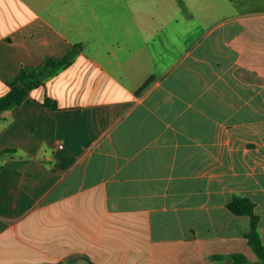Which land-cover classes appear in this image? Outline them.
Returning <instances> with one entry per match:
<instances>
[{
    "label": "crops",
    "instance_id": "1",
    "mask_svg": "<svg viewBox=\"0 0 264 264\" xmlns=\"http://www.w3.org/2000/svg\"><path fill=\"white\" fill-rule=\"evenodd\" d=\"M142 1L0 0V98L81 46L0 118V264L257 263L228 204L264 243V0Z\"/></svg>",
    "mask_w": 264,
    "mask_h": 264
},
{
    "label": "trees",
    "instance_id": "2",
    "mask_svg": "<svg viewBox=\"0 0 264 264\" xmlns=\"http://www.w3.org/2000/svg\"><path fill=\"white\" fill-rule=\"evenodd\" d=\"M80 48V45H74L63 58H47L33 71L21 70L19 76L8 84L9 92L0 98V118L3 112L19 108L28 99L33 89L38 88L46 79L55 75L58 70L69 67L79 53ZM259 81L261 80L259 79ZM150 82L151 79H148L138 92L147 88ZM43 105L51 109L56 108L48 99L44 100ZM13 152L12 149L2 150L0 151V157ZM254 208L255 204L248 198H236L228 204V209L233 214L250 218V229L246 234V239L258 258L256 264H264V243L259 234L260 217L255 213ZM229 258H231L233 264H249L246 257L241 254L231 256L214 255L211 260L221 262Z\"/></svg>",
    "mask_w": 264,
    "mask_h": 264
},
{
    "label": "rangeland",
    "instance_id": "3",
    "mask_svg": "<svg viewBox=\"0 0 264 264\" xmlns=\"http://www.w3.org/2000/svg\"><path fill=\"white\" fill-rule=\"evenodd\" d=\"M91 7L96 11H103V12H110V0H90ZM141 4L143 5V8L146 10H153L156 9V5L154 3V0H146L142 1ZM89 21H93L91 18L87 19ZM98 28L94 24L91 28H89V32H84V40L87 38H97L99 37V34L97 33ZM106 34H109V31H106Z\"/></svg>",
    "mask_w": 264,
    "mask_h": 264
},
{
    "label": "clouds",
    "instance_id": "4",
    "mask_svg": "<svg viewBox=\"0 0 264 264\" xmlns=\"http://www.w3.org/2000/svg\"><path fill=\"white\" fill-rule=\"evenodd\" d=\"M16 155H17V157H23L26 154L23 151H18ZM49 158L51 159V156L50 155H49ZM53 163H55V161H53Z\"/></svg>",
    "mask_w": 264,
    "mask_h": 264
}]
</instances>
